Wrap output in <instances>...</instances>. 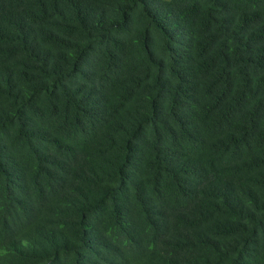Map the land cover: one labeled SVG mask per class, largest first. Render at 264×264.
Here are the masks:
<instances>
[{"label": "trees", "instance_id": "obj_1", "mask_svg": "<svg viewBox=\"0 0 264 264\" xmlns=\"http://www.w3.org/2000/svg\"><path fill=\"white\" fill-rule=\"evenodd\" d=\"M0 264H264V0H0Z\"/></svg>", "mask_w": 264, "mask_h": 264}]
</instances>
